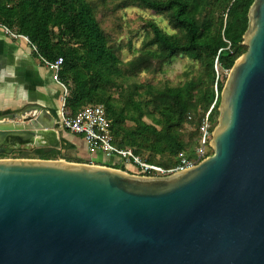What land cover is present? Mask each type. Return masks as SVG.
I'll return each instance as SVG.
<instances>
[{"label":"water","instance_id":"1","mask_svg":"<svg viewBox=\"0 0 264 264\" xmlns=\"http://www.w3.org/2000/svg\"><path fill=\"white\" fill-rule=\"evenodd\" d=\"M248 17L198 164L162 176L0 158V264H264V0ZM34 109L0 115V154L61 149Z\"/></svg>","mask_w":264,"mask_h":264},{"label":"trees","instance_id":"2","mask_svg":"<svg viewBox=\"0 0 264 264\" xmlns=\"http://www.w3.org/2000/svg\"><path fill=\"white\" fill-rule=\"evenodd\" d=\"M115 1L0 0V24L27 36L41 57L49 61L63 57L60 78L68 88L65 109L71 114L89 104H103L116 146L139 157L148 152L147 162L173 167L180 153L195 155L206 118L215 121L211 131L218 123L225 83L221 77L247 50L243 35L254 0H123L125 6L136 4L167 15L180 33L169 34L151 23L141 53L127 62L98 18L101 5ZM182 54L200 62L195 78L177 86L132 81L143 72H157ZM116 87L121 89L119 97L112 92ZM192 115H196L195 132L186 137L181 130ZM65 147L75 148L64 140L60 150L46 152L40 147L32 156L22 149L0 158H66ZM106 165L128 169L124 160Z\"/></svg>","mask_w":264,"mask_h":264},{"label":"rangeland","instance_id":"3","mask_svg":"<svg viewBox=\"0 0 264 264\" xmlns=\"http://www.w3.org/2000/svg\"><path fill=\"white\" fill-rule=\"evenodd\" d=\"M122 2L123 0H116L114 3L102 4L99 9L98 18L103 29L110 36L112 43H114L119 48V54L124 62L133 59L135 56L141 53L143 46L149 39L148 34L149 32H151V23L156 24L159 28L169 34H180L179 31L173 27L167 15L156 13L149 8L140 7L136 4L125 6L124 4H121ZM161 66L162 67L157 72H143L140 75L134 77L132 81H137L139 83L149 82L155 84L156 86H177L184 83L186 80L195 78L199 74L201 68L200 62L195 61L184 54L174 57L172 60L162 64ZM228 73L229 70H225L224 74L221 77V80L226 81ZM54 86L55 87H53L52 92L60 91L59 95L62 96V88L61 90H58V88H56L57 85L54 84ZM120 90L121 89L119 87H116L112 90L115 97H119ZM66 111L68 113L70 112L67 109ZM207 116L208 113L206 114V117ZM21 118L27 117L23 116ZM10 121L13 120L11 119ZM195 122L196 115H192V117L188 118V121L183 126L181 131L186 137L195 132ZM128 123L132 124L131 121H129ZM204 123L205 126L203 125L202 127L203 133L206 125L209 124L210 126H212L214 125L215 121H209L206 118ZM56 128L59 130L61 142H63L64 140L67 141L66 139H69L70 137L69 134L67 133L64 136V133L62 134V131L60 133L61 127L59 125L56 126ZM64 137L66 139H64ZM211 138L212 131L210 130L209 135L207 136L204 143V149L208 155H212L213 153V149L211 147ZM67 143L69 144L68 141ZM200 143L201 146L203 144V138L200 140ZM24 148L26 149V151L31 152V155L34 156L35 154L33 151L40 147L25 146ZM62 151L67 159L63 157L60 158H63L66 161L76 160L80 158V152L78 151V148L65 147ZM97 154L105 158L107 163H117L122 161V158L116 154H106L101 151L95 153V155ZM140 157L143 159V161H146V159L149 157V153H143L142 155H140ZM158 158L159 157H157V159ZM90 162L94 163V160H91ZM126 163L128 169L130 170H128L127 168L122 170H125L129 173L140 174L137 163L132 160L125 161V164Z\"/></svg>","mask_w":264,"mask_h":264},{"label":"crops","instance_id":"4","mask_svg":"<svg viewBox=\"0 0 264 264\" xmlns=\"http://www.w3.org/2000/svg\"><path fill=\"white\" fill-rule=\"evenodd\" d=\"M49 70L51 69L44 63L42 57L24 37L13 36L0 26V112H4L1 114L20 112L33 107L36 108L33 110L34 113L44 114L47 119L53 117L58 126L64 90L54 80L53 71ZM54 84L58 90L62 88V96L59 95L60 91L52 92ZM25 114H23L25 117L30 115L28 112ZM61 131L64 136L69 134V139L65 137L64 139L78 148L81 162L91 164L90 161L94 160L92 163L94 165H106L105 158L89 152L82 136L70 133L62 127L60 133Z\"/></svg>","mask_w":264,"mask_h":264},{"label":"built area","instance_id":"5","mask_svg":"<svg viewBox=\"0 0 264 264\" xmlns=\"http://www.w3.org/2000/svg\"><path fill=\"white\" fill-rule=\"evenodd\" d=\"M0 26H3V28L6 29L7 33L13 36L24 37L27 42H29L33 46V48L37 50L36 46L31 43L27 36L17 34L4 25L0 24ZM42 59L44 63L53 70L54 80L59 83L64 90V101L61 108V117L58 121V125L64 130L69 131L70 133L82 136L87 143L88 150L91 154H95L98 151L106 154H116L120 156L124 161L132 160L137 163L139 165L138 170L142 172V174L140 173L141 175L162 176L192 167L208 156L204 149V143L207 136L209 135L211 127L209 124L206 125L203 133V144L199 146L195 155L188 157L185 153H180V155L178 156L179 163L170 168H165L158 164H152L147 161H143L139 156H136L131 149H124L116 146L112 141L110 130L111 122L107 116L105 106L100 103L89 104L82 108L75 115L71 114L70 112L68 113L65 109V98L68 94V88L60 78V70L63 65L64 59L62 56L58 57L55 61H49L44 57H42Z\"/></svg>","mask_w":264,"mask_h":264},{"label":"bare ground","instance_id":"6","mask_svg":"<svg viewBox=\"0 0 264 264\" xmlns=\"http://www.w3.org/2000/svg\"><path fill=\"white\" fill-rule=\"evenodd\" d=\"M23 117V116H22ZM48 118V117H47ZM39 124H41L42 125V122H39Z\"/></svg>","mask_w":264,"mask_h":264},{"label":"flooded vegetation","instance_id":"7","mask_svg":"<svg viewBox=\"0 0 264 264\" xmlns=\"http://www.w3.org/2000/svg\"><path fill=\"white\" fill-rule=\"evenodd\" d=\"M60 150V149H59Z\"/></svg>","mask_w":264,"mask_h":264}]
</instances>
